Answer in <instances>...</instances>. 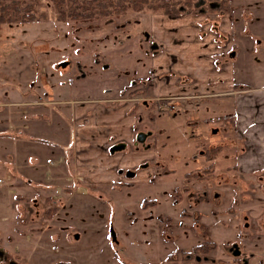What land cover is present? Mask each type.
Instances as JSON below:
<instances>
[{"label":"rangeland","instance_id":"rangeland-1","mask_svg":"<svg viewBox=\"0 0 264 264\" xmlns=\"http://www.w3.org/2000/svg\"><path fill=\"white\" fill-rule=\"evenodd\" d=\"M101 1L65 0L58 8L56 0H0L8 10L3 15L16 17L0 23V201L9 207L4 216L13 219L7 231L12 243L31 250L19 264H83L113 256L145 258L148 264H264V171L243 167L241 113L236 97L225 95L240 96L238 91L245 89L236 82L243 80V41H237L240 58L231 62L233 90L223 96L204 91L187 99L166 96L160 81L181 77L180 65L191 60L190 51L174 42L179 37L191 41L194 31H173L170 38L157 34L155 47L151 27L162 15L194 10H174L175 0H165L171 6L147 5L140 11L122 9L120 0H104L111 7L101 16ZM205 1L210 10L208 3L216 0ZM220 3L218 11L231 12L236 32L244 26L255 42L263 39L254 31L264 35V0ZM26 6H31V21L24 12L14 13ZM90 11L97 13L92 19L72 20L73 12ZM157 39L165 40L166 47ZM261 45L257 57L245 52L251 59L245 64L256 61L264 71ZM198 56L203 64L207 50ZM193 61L184 73L190 83L197 71ZM247 83L264 85V78ZM40 99L56 114L44 106L37 113L32 104ZM80 99L92 105L83 121ZM59 115L67 119H60L66 123L57 126V136L48 132L55 127L37 121L48 116L55 121ZM138 132L150 133L145 143L136 140ZM61 137L66 160L52 159L59 155L53 147L50 155H41L39 149L47 146L36 138L55 143ZM120 140L126 148L111 153ZM147 143L151 151L141 152L138 146L145 149ZM150 152L157 161L147 162L148 169L141 161L138 167L132 163L128 169L135 176L107 167L110 161L129 165L135 154ZM76 159L85 175L91 172L86 178L76 171ZM62 203L66 218L43 217L44 210L51 215ZM65 226L66 239L57 240ZM52 246L60 252L50 253Z\"/></svg>","mask_w":264,"mask_h":264},{"label":"crops","instance_id":"crops-1","mask_svg":"<svg viewBox=\"0 0 264 264\" xmlns=\"http://www.w3.org/2000/svg\"><path fill=\"white\" fill-rule=\"evenodd\" d=\"M234 8L235 7H232V9ZM222 11L223 12H219L217 7H212L209 10L201 6L198 9L191 12L183 11L182 13L175 15H162L163 20L162 19L159 20L158 24L155 22L154 25L156 27L152 25L150 43L155 47L156 45L152 43V40H154V36L157 34H162L170 38L169 34H171L173 31L182 33L184 30H186V28H190V30L194 31V34L191 36V41H189L187 38H184V40H182L179 37V39L176 42H174L177 45L184 46L183 49L190 51L191 60H187V62L183 65H180V69H178L179 72H181L183 75L181 77L175 78L170 83H167V81L166 83H164L162 82L163 80L160 81L162 84L161 87H164L163 92L164 94L166 93V96L184 95L183 98L186 99L187 97L185 96H188L189 98L198 97L196 95H200L199 93H202L203 91L206 92L204 94H207V96H223L224 95L223 92L234 89L232 88L234 80L232 77L233 73L231 74V70H232L231 62H236V60L240 58V54L238 53L239 45L237 44V41L238 40L243 41V80L238 79L240 78L238 77L236 78V82L237 83L239 81L243 82V87L241 88H245V89H241L238 91V94L240 96H236V94H234L235 92L232 91L230 94H225V95L236 97L234 101L235 106L238 112L241 113V116L238 121L243 123V145H244L243 167L247 166L250 170L263 172L264 171V85H249L247 81L253 77L264 78V71L258 68L256 61H254V63H252L251 66L248 67L245 63L251 61V59H249V54L250 57L252 56L257 57V53L260 52L259 48L262 46L261 44L264 43V39L255 42L257 40V37L251 35V32L249 30H246L244 26H243V30H238V32H236L233 28V20L230 15L231 12L224 10ZM174 26H178V27L176 29H172V27ZM254 33L255 35H259L260 31L256 30L254 31ZM207 37L210 38L209 44L205 43ZM233 40L235 47H233ZM157 41L160 45L163 44L164 45L163 47H166L165 40L157 39ZM201 50H207L206 60L203 64L200 62V58L198 56V53ZM248 51H250L249 54L245 53ZM192 61H193V67L194 68L197 67L196 69L197 71L195 74V79H193L192 83H190V80H187V78H185V76L188 75H184V73L188 72V66ZM170 93L172 95H170ZM63 102L71 103V100L51 101L50 105L53 106L61 105ZM78 103L82 104L78 106V108H81L84 111L80 114L82 121L89 119L86 117H88V114L90 112L89 107L92 105H84L87 102L81 99L80 101H78ZM10 105H14V104H10ZM32 105L35 106L37 109H39L38 107H43V106L47 107L48 108L47 112H50L49 110L52 109L51 106H47V103L42 101V99H40V101L33 103ZM40 110L41 109H39L37 113H39ZM51 113L56 114L54 110ZM125 113H126L125 111H120L118 115L122 117H126ZM64 118L67 119L66 115H64ZM64 118L63 116L60 117L59 115L57 116V119H54L55 121H53L48 116L47 120L43 119L37 121H42L43 123L45 122L48 128L55 127V129H53L52 132L50 130L48 132L49 134H51V136L52 134L57 136L58 135L57 131H59L60 128H62L66 123L64 122V120L62 121L60 120ZM58 125L60 126V128L57 127ZM132 126L133 129H135V124H132ZM61 139L62 140L59 139V141H55V143L54 141L52 143H50V141H48L47 143L39 142L41 144H46L45 146H47L45 148H40V149L38 148L39 151H41L42 153L41 155L44 154L50 155L51 151H49L48 148L53 147V149L59 152V155L57 158H54L53 156L52 159L61 160V162L66 160V158H64V155L62 156V154L60 153V147H62L63 150L64 145L66 144L64 143L65 139H63V137H61ZM115 144L116 145L124 144L126 146L123 140H120ZM70 145L71 147L73 146L72 143H70ZM138 147H139L138 149H140L141 152L151 151V147L149 144L145 145L146 147L145 149L143 147L141 148V146ZM115 152H119V151H115ZM75 161H76L75 168L77 172L81 174L83 173V176L85 178L91 174V172H88V174L85 175L84 173L87 171L80 170L83 165H79L77 159ZM138 161L145 163V168L148 169L149 166L147 165V162L151 164V162L157 161V155L152 152L148 154H135L134 159L128 160V163L130 164L123 166L124 168L118 167L117 163L115 164L113 163L114 161H110L109 163L107 162V167L109 170H111L112 173L119 174L118 172L120 170L121 171L120 174L122 175L125 172L124 170H126L128 171V176H129V172H130V176H135L136 172L131 171L128 168L132 166V163H133L132 167H138L139 166V164H137ZM159 166H160L159 163H156V167ZM68 172L71 174L72 171L68 168ZM80 190H82V188ZM77 193L78 196L87 197L86 195H81L83 193L80 192ZM75 239H79V238L75 237ZM168 256L169 255H167L166 258H168ZM146 262L147 260L145 258H142V260L140 261V259L134 260L129 256L123 259L121 257L117 258V256H113L112 259H109L108 261L88 260L85 261L83 264H145ZM146 264H148V262Z\"/></svg>","mask_w":264,"mask_h":264},{"label":"flooded vegetation","instance_id":"flooded-vegetation-1","mask_svg":"<svg viewBox=\"0 0 264 264\" xmlns=\"http://www.w3.org/2000/svg\"><path fill=\"white\" fill-rule=\"evenodd\" d=\"M258 27H260V26H258ZM260 35L262 36V38L264 39V35H262V33H261V31H260ZM135 83V82H134ZM131 95H135L134 93H131ZM126 99H129V98H126ZM132 99H129V101H131ZM144 104H146V103H144ZM138 135H136V140H137V138H144V141L143 142H141V143H144L145 141H146V138L147 137H149L150 136V133H143V132H138L137 133ZM142 134L145 136H142ZM139 142V141H138ZM146 145H148V143L146 144ZM148 147V146H147ZM151 147V146H150ZM146 148V147H145ZM203 153V152H202ZM129 175H130V172H129ZM75 195H77V193H75ZM71 197V196H70ZM205 200V199H204ZM207 201V200H206ZM34 202H35V200H34ZM6 204L7 203H4L3 201H0V264H19V261L20 260H22L23 259V257L27 254V253H29L31 250H28V251H25L23 248H19L17 245H14L12 242V238H9V236L8 235H12V234H9V233H7V231L8 232H10V230L12 229V228H10V223L12 222V218H9V217H6V216H4V211L6 212V214H7V209H9V207H7L6 206ZM63 204V206L60 208V209H58V210H55L54 209V207H53V209L55 210H53L54 212L53 213H50L51 215H49L48 214V211H46V210H44V212H43V217H44V215H45V213H46V218H48L49 216V218H50V220H53L54 219V217L56 216V217H59V218H61V217H65L66 218V207H65V203H62ZM36 207L38 206V204L37 203H35L34 204ZM50 211V210H49ZM37 214H38V212H37ZM53 214H55V215H53ZM39 215V214H38ZM15 221V220H14ZM63 229H65V230H60L61 232H57L56 233V239L57 240H65L66 239V236H65V231L67 230L66 229V226L63 228ZM49 230V229H48ZM5 231V232H4ZM113 231H111V233H112ZM80 233L79 232H76L75 234H74V238L76 237V238H80ZM52 239H54V238H52ZM57 244H59V243H57ZM234 247H236V246H234ZM62 250H64V249H62ZM238 250L236 249V250H234L233 252H232V254L234 253V255H236L235 254V252H237ZM25 252H26V254H25ZM54 252H57V253H59L60 252V249L58 248V247H56V248H53V246H52V249H51V251H50V253H54ZM66 253H67V251H66ZM26 258H27V256H25ZM28 259V258H27ZM25 260V259H24ZM65 262H66V260H65ZM65 262H63V263H57V264H69V263H65ZM51 263V262H50Z\"/></svg>","mask_w":264,"mask_h":264},{"label":"trees","instance_id":"trees-1","mask_svg":"<svg viewBox=\"0 0 264 264\" xmlns=\"http://www.w3.org/2000/svg\"><path fill=\"white\" fill-rule=\"evenodd\" d=\"M121 1V5H122V9H125L126 7H130V8H133L134 10L136 11H140L142 9H144L147 5H151L149 8H151L152 6H159L160 8L162 7L161 5H170L171 6V3L170 2H165V0H154L156 2H152L153 0H120ZM220 1L222 0H216L214 2H209L208 5L210 8L212 7H217L218 9H221V3ZM197 0H175L174 3L172 4L174 10H177L176 8L178 9H187L188 10H196L198 9L199 7L203 6L205 8V3L206 1L205 0H199L198 3L196 4ZM65 3V0H56V6L59 8L61 5H63ZM90 4H92L93 2L92 1H89ZM99 5V10H98V14H100L101 16H107V9L109 7H111V2H110V6L108 5V2H104L101 1L98 3ZM109 6V7H108ZM108 7V8H107ZM107 8V9H106ZM18 7H16V11H14L15 14L17 13H21V12H24V14H28L27 17H28V21H31V19H33L31 17V14L29 12H31V6H26L24 7L23 9H19ZM162 9H165L167 10L166 8H162ZM3 10L4 11H8L7 9L3 8L1 2H0V23H3L4 22V18H7L8 15H3ZM17 12V13H16ZM167 12H169V10H167ZM24 14L22 15V17H24ZM97 13L96 12H93V11H90V12H85V15L82 14H79V12H73L72 13V20L75 21V20H78V19H92L94 15H96ZM61 17L60 19H63L64 17V14L61 12L60 13ZM10 16V14H9ZM30 17V18H29ZM13 19H16V17H11ZM11 18H7V22H13ZM33 21V20H32ZM37 141L39 142H42V143H46L45 140L43 139H39V138H36Z\"/></svg>","mask_w":264,"mask_h":264},{"label":"water","instance_id":"water-1","mask_svg":"<svg viewBox=\"0 0 264 264\" xmlns=\"http://www.w3.org/2000/svg\"><path fill=\"white\" fill-rule=\"evenodd\" d=\"M62 66L64 67L65 66V64H62ZM142 136H144L143 134H142ZM145 137V136H144ZM137 141H139V142H143L144 141V138H137ZM123 148H125V145L124 144H119V145H115V146H113L111 149H110V152L111 153H114L115 151H120V150H122ZM112 234V237L114 236L113 235V232L111 233ZM238 252H235V254H237Z\"/></svg>","mask_w":264,"mask_h":264},{"label":"built area","instance_id":"built-area-1","mask_svg":"<svg viewBox=\"0 0 264 264\" xmlns=\"http://www.w3.org/2000/svg\"><path fill=\"white\" fill-rule=\"evenodd\" d=\"M2 183V180H0V184Z\"/></svg>","mask_w":264,"mask_h":264}]
</instances>
